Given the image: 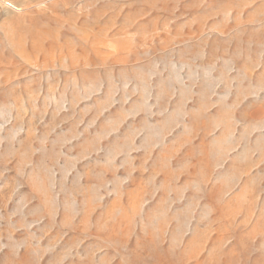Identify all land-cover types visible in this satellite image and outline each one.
<instances>
[{
    "label": "rangeland",
    "instance_id": "374dc122",
    "mask_svg": "<svg viewBox=\"0 0 264 264\" xmlns=\"http://www.w3.org/2000/svg\"><path fill=\"white\" fill-rule=\"evenodd\" d=\"M0 264H264V0H0Z\"/></svg>",
    "mask_w": 264,
    "mask_h": 264
}]
</instances>
